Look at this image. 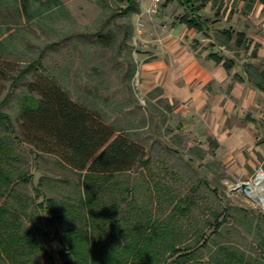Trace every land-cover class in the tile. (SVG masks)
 I'll return each instance as SVG.
<instances>
[{"label": "rangeland", "instance_id": "obj_1", "mask_svg": "<svg viewBox=\"0 0 264 264\" xmlns=\"http://www.w3.org/2000/svg\"><path fill=\"white\" fill-rule=\"evenodd\" d=\"M126 2L0 0L10 125L34 104L24 85L37 72L144 151L127 173L87 175L19 144L0 119V223L41 226L38 264H64L56 245L67 253L74 239L83 264H216L224 253L264 264V210L237 189L264 166V92L245 71L264 73V6L212 0L198 12L205 31L193 32L178 24L192 15L177 0L153 13L150 0ZM212 53L233 66L222 80ZM173 246L197 249L186 263Z\"/></svg>", "mask_w": 264, "mask_h": 264}, {"label": "trees", "instance_id": "obj_2", "mask_svg": "<svg viewBox=\"0 0 264 264\" xmlns=\"http://www.w3.org/2000/svg\"><path fill=\"white\" fill-rule=\"evenodd\" d=\"M136 1L127 0V8L135 7ZM177 1L185 5L192 15L198 9L194 7L197 1L200 5L210 2V0ZM241 1L244 3L243 13L251 12L256 3L264 6V0ZM181 21L189 27H201L198 15L192 18L184 16ZM242 38V34L237 35L239 43ZM34 68L35 65H30L19 71L14 82L17 83ZM245 71L249 74V82L264 91V73L256 75L255 78L249 69ZM11 72V66L0 61V94L5 90L4 83L11 78ZM24 89L35 97V101L34 104L22 108L18 114L16 130L1 112L0 119L9 124L10 133H15L16 141L33 152L53 156L70 170L86 172L87 175L93 176L127 173L143 156L142 148L124 135H116L115 130L107 126L94 112L85 105L76 103L66 91L42 73L36 72L32 80L24 85ZM6 224L4 221L0 223V264H38L31 262L30 259L33 254L40 256L42 253L41 238H45L46 235L41 226H35L36 230H26L23 227L9 228L11 226H5ZM81 233L75 232L76 236L82 237ZM74 242L76 243L75 239ZM75 243L69 246L70 252L67 253L56 245L64 264H83V261H86L84 254L87 253V249L80 242ZM206 245L205 239L197 248H204ZM175 246L171 253L176 259H182L181 261L186 263L197 249L189 247L182 251ZM224 254L225 261L218 259L216 264H230L234 256L231 257L230 253Z\"/></svg>", "mask_w": 264, "mask_h": 264}, {"label": "crops", "instance_id": "obj_3", "mask_svg": "<svg viewBox=\"0 0 264 264\" xmlns=\"http://www.w3.org/2000/svg\"><path fill=\"white\" fill-rule=\"evenodd\" d=\"M212 0H210V2H211ZM198 2V1H197ZM210 2H207V3H210ZM207 3H205V4H203V5H200V2H199V5H195L194 4V7H198V9L196 10V13L195 14H191L192 16H188V15H184V16H188V18H192V17H194V15H198L199 17H200V22H201V27H199V28H195V27H189L185 22H182L181 20H182V18L178 21V24L179 25H183V26H185L188 30H191V31H195V32H203V31H205V29H204V22L202 21V19H203V16L202 15H200V14H198V12H199V10H201V9H204L205 8V5L207 4ZM257 4H259V3H257ZM261 5V4H260ZM184 16H182V17H184ZM234 30L233 29H230V30H225V31H223V34L225 35V36H227V38H230L232 35H234L235 33L233 32ZM240 34H242L243 35V38H244V33L243 32H240V33H237V34H235V36H236V40H237V42H238V39H237V35H240ZM242 38V39H243ZM241 39V40H242ZM240 40V41H241ZM239 43V42H238ZM240 44V43H239ZM208 58H209V60H210V63H213L217 68H216V75H217V77L220 79V80H222L225 76H227V72H229V70L233 67L232 65H231V63H229V62H223L221 59H220V57H218L217 55H215V54H210L209 56H208ZM190 70V69H189ZM189 70L188 71H186V72H189ZM185 73V72H184ZM185 74H187V73H185ZM240 81L241 80H243V78L241 77V79H239ZM249 81V80H248ZM250 83V82H249ZM252 85V84H251ZM255 88H257V87H255ZM258 89V88H257ZM259 91H261V92H264V91H262V90H260V89H258ZM133 264V263H132Z\"/></svg>", "mask_w": 264, "mask_h": 264}, {"label": "bare ground", "instance_id": "obj_4", "mask_svg": "<svg viewBox=\"0 0 264 264\" xmlns=\"http://www.w3.org/2000/svg\"><path fill=\"white\" fill-rule=\"evenodd\" d=\"M246 185L248 188L241 191L242 194L264 210V171L259 170L258 175L246 182Z\"/></svg>", "mask_w": 264, "mask_h": 264}, {"label": "built area", "instance_id": "obj_5", "mask_svg": "<svg viewBox=\"0 0 264 264\" xmlns=\"http://www.w3.org/2000/svg\"><path fill=\"white\" fill-rule=\"evenodd\" d=\"M150 2H151V6H150L151 10H150V12L153 13V12H155L157 6L161 3V0H150Z\"/></svg>", "mask_w": 264, "mask_h": 264}, {"label": "water", "instance_id": "obj_6", "mask_svg": "<svg viewBox=\"0 0 264 264\" xmlns=\"http://www.w3.org/2000/svg\"><path fill=\"white\" fill-rule=\"evenodd\" d=\"M246 188H248V186L246 185V183H241L238 185L237 189L240 191H244Z\"/></svg>", "mask_w": 264, "mask_h": 264}]
</instances>
